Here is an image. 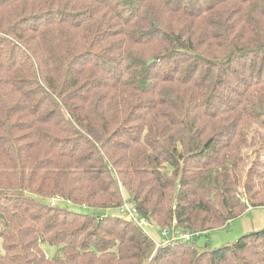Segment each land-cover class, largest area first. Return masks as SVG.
<instances>
[{
  "label": "trees",
  "instance_id": "16d2710c",
  "mask_svg": "<svg viewBox=\"0 0 264 264\" xmlns=\"http://www.w3.org/2000/svg\"><path fill=\"white\" fill-rule=\"evenodd\" d=\"M259 130L264 0H0V264H264V227L155 249L119 212L205 233L264 208Z\"/></svg>",
  "mask_w": 264,
  "mask_h": 264
},
{
  "label": "rangeland",
  "instance_id": "374dc122",
  "mask_svg": "<svg viewBox=\"0 0 264 264\" xmlns=\"http://www.w3.org/2000/svg\"><path fill=\"white\" fill-rule=\"evenodd\" d=\"M259 132H261L260 134L262 135V137L259 135V137H257L256 139V143H257V145L255 146L256 150H259L260 144L264 142V131L259 130ZM253 150L254 148L248 150L249 154L252 157L251 163H254L256 159L255 154L253 155L252 153ZM259 155L261 157V161H264V150L263 152L260 151ZM60 202L62 203L61 199L59 198L58 203ZM70 208L77 212H86L84 209L80 207L71 206ZM143 221L145 222V220ZM146 223L147 224L143 225V229L152 238V240L154 241L155 249H157L158 247L156 244L160 245L163 242V238L160 237L161 230H158L154 225H152L151 222H146ZM263 227H264V208H255L250 212H246V214L242 218L237 219L233 222L231 221L230 223H228L226 227L222 229L213 230L205 233H199V235L193 239V242L195 243V246L200 249H213L220 247V245L226 243H232L236 241L239 237L244 235L245 233L258 230ZM169 231L172 232L173 230H169ZM175 231H179V230H175ZM43 250L47 255V257H53L56 254L58 247L44 244ZM0 254H3L1 239H0Z\"/></svg>",
  "mask_w": 264,
  "mask_h": 264
},
{
  "label": "built area",
  "instance_id": "2783aa9c",
  "mask_svg": "<svg viewBox=\"0 0 264 264\" xmlns=\"http://www.w3.org/2000/svg\"><path fill=\"white\" fill-rule=\"evenodd\" d=\"M59 198L55 197L54 199L50 200V206H54L56 203H58ZM120 214H122L124 217L128 219H133L135 223L142 229V231L147 234L144 229L143 225L147 224L143 220H141L137 216L136 210L129 204L124 203L123 206L119 209ZM148 235V234H147ZM199 233H193V232H182V231H175L173 230L170 232L169 230H161L160 237L163 238V242L167 241H185V242H192L193 239L198 236ZM149 236V235H148ZM170 236V237H169ZM157 247H159V244H156Z\"/></svg>",
  "mask_w": 264,
  "mask_h": 264
},
{
  "label": "crops",
  "instance_id": "0c3cea01",
  "mask_svg": "<svg viewBox=\"0 0 264 264\" xmlns=\"http://www.w3.org/2000/svg\"><path fill=\"white\" fill-rule=\"evenodd\" d=\"M250 211H252V210H250ZM250 211H248V212H250ZM245 214H246V213H245ZM245 214H244V215H245ZM244 215H243V216H244ZM243 216H241L240 218H242ZM240 218H238V219H240ZM236 220H237V219H236ZM234 221H235V220H234ZM232 222H233V221H232Z\"/></svg>",
  "mask_w": 264,
  "mask_h": 264
}]
</instances>
